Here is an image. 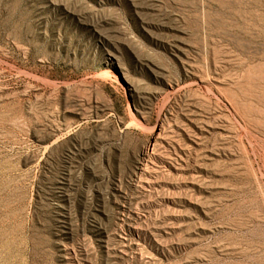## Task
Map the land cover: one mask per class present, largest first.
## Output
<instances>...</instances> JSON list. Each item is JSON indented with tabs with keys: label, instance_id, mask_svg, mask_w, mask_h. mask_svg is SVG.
I'll list each match as a JSON object with an SVG mask.
<instances>
[{
	"label": "rangeland",
	"instance_id": "obj_1",
	"mask_svg": "<svg viewBox=\"0 0 264 264\" xmlns=\"http://www.w3.org/2000/svg\"><path fill=\"white\" fill-rule=\"evenodd\" d=\"M0 264H264V0H0Z\"/></svg>",
	"mask_w": 264,
	"mask_h": 264
}]
</instances>
